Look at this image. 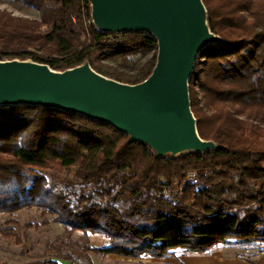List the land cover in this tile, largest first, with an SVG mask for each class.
<instances>
[{
	"label": "trees",
	"instance_id": "1",
	"mask_svg": "<svg viewBox=\"0 0 264 264\" xmlns=\"http://www.w3.org/2000/svg\"><path fill=\"white\" fill-rule=\"evenodd\" d=\"M13 1L40 19L0 9V62L31 60L55 71L88 63L130 85L156 67V37L98 29L89 0ZM202 2L221 42L198 54L189 97L199 136L222 148L157 158L150 146L79 114L0 107V213L41 209L69 236L83 234L88 257L165 259L264 244V0ZM63 172L73 176L59 178ZM96 235L103 246L91 245ZM58 259L82 264L74 253Z\"/></svg>",
	"mask_w": 264,
	"mask_h": 264
},
{
	"label": "water",
	"instance_id": "2",
	"mask_svg": "<svg viewBox=\"0 0 264 264\" xmlns=\"http://www.w3.org/2000/svg\"><path fill=\"white\" fill-rule=\"evenodd\" d=\"M93 24L108 33H152L159 46L152 74L120 83L88 63L55 71L31 60L0 62V107L28 105L79 114L111 125L157 158L222 147L201 139L189 79L198 54L221 42L209 29L202 0H89Z\"/></svg>",
	"mask_w": 264,
	"mask_h": 264
},
{
	"label": "rangeland",
	"instance_id": "3",
	"mask_svg": "<svg viewBox=\"0 0 264 264\" xmlns=\"http://www.w3.org/2000/svg\"><path fill=\"white\" fill-rule=\"evenodd\" d=\"M0 9L16 16L40 19V12L36 8L13 0L0 1ZM186 153L189 152L177 157ZM57 176L72 177L73 173L63 172ZM90 240L92 246L100 247L105 244V238L100 235L91 236ZM83 243L82 233L76 232L69 236L66 226L54 222L51 215H43L41 209L22 210L14 215L0 213V264H36L47 260L70 263L58 259L66 253H74L75 257L82 260V264H102V260L94 254H89V258L82 253ZM230 249L249 258L264 252V244Z\"/></svg>",
	"mask_w": 264,
	"mask_h": 264
},
{
	"label": "crops",
	"instance_id": "4",
	"mask_svg": "<svg viewBox=\"0 0 264 264\" xmlns=\"http://www.w3.org/2000/svg\"><path fill=\"white\" fill-rule=\"evenodd\" d=\"M97 258L102 260V264H264V252L247 258L233 252L228 246L218 247L206 255L189 254L179 250L174 256L165 259H133L115 255ZM62 263L71 264L60 262Z\"/></svg>",
	"mask_w": 264,
	"mask_h": 264
},
{
	"label": "built area",
	"instance_id": "5",
	"mask_svg": "<svg viewBox=\"0 0 264 264\" xmlns=\"http://www.w3.org/2000/svg\"><path fill=\"white\" fill-rule=\"evenodd\" d=\"M189 180H190V183L191 184H197V178H196V175L194 174V173H191L190 175H189Z\"/></svg>",
	"mask_w": 264,
	"mask_h": 264
}]
</instances>
